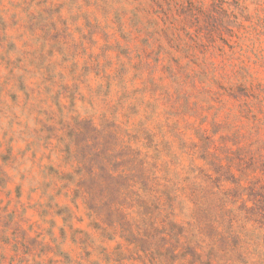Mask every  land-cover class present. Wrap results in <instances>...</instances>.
Masks as SVG:
<instances>
[{
  "label": "rangeland",
  "instance_id": "obj_1",
  "mask_svg": "<svg viewBox=\"0 0 264 264\" xmlns=\"http://www.w3.org/2000/svg\"><path fill=\"white\" fill-rule=\"evenodd\" d=\"M152 258L264 264V0H0V264Z\"/></svg>",
  "mask_w": 264,
  "mask_h": 264
},
{
  "label": "trees",
  "instance_id": "obj_2",
  "mask_svg": "<svg viewBox=\"0 0 264 264\" xmlns=\"http://www.w3.org/2000/svg\"><path fill=\"white\" fill-rule=\"evenodd\" d=\"M120 175H123L124 171L120 172ZM78 174V172H77ZM81 175V174H80ZM80 185H78L79 187ZM80 190V189H79ZM78 190V191H79ZM147 195H127V199L132 203L130 207H125L123 203H113L115 204V211L118 213V215L113 214L111 212L110 214L105 217L107 219L106 221V228H113L115 230L120 229V236L121 239L124 240V242L129 246L133 247L134 250H138V245L136 241L130 239L131 237H139L142 235V232L148 227V223H150V215L145 210L144 206L142 205V200L146 199ZM90 217L91 219H96L97 217L101 218L102 213L99 211H96L94 209H90ZM89 217V218H90ZM96 217V218H95ZM94 228H98L103 230L104 226L101 227V224L99 222L93 221ZM172 226H175L171 222ZM196 238H193L192 236L187 237V242L189 245L190 243H195ZM114 237H111L109 240H114ZM197 242V241H196ZM119 250V251H118ZM125 253L122 251V244H118V247L116 248V252L114 254V257H116L115 261L120 262V260H124L123 256ZM157 257H160L161 255L158 252H155ZM113 256V253H109L106 256V260L110 261L111 257ZM119 257L120 260L117 259ZM156 258H152L150 261V264H155Z\"/></svg>",
  "mask_w": 264,
  "mask_h": 264
}]
</instances>
